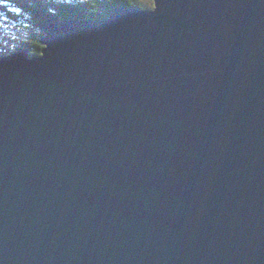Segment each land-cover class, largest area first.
I'll list each match as a JSON object with an SVG mask.
<instances>
[{
    "label": "water",
    "instance_id": "obj_1",
    "mask_svg": "<svg viewBox=\"0 0 264 264\" xmlns=\"http://www.w3.org/2000/svg\"><path fill=\"white\" fill-rule=\"evenodd\" d=\"M153 3L0 55V264H264V0Z\"/></svg>",
    "mask_w": 264,
    "mask_h": 264
},
{
    "label": "trees",
    "instance_id": "obj_2",
    "mask_svg": "<svg viewBox=\"0 0 264 264\" xmlns=\"http://www.w3.org/2000/svg\"><path fill=\"white\" fill-rule=\"evenodd\" d=\"M122 7L148 9L139 0H0V28L9 24L26 31L19 48L15 51L0 48V55L9 56L18 49H28L31 57H38L44 48L41 38L52 21H99Z\"/></svg>",
    "mask_w": 264,
    "mask_h": 264
},
{
    "label": "rangeland",
    "instance_id": "obj_3",
    "mask_svg": "<svg viewBox=\"0 0 264 264\" xmlns=\"http://www.w3.org/2000/svg\"><path fill=\"white\" fill-rule=\"evenodd\" d=\"M139 1L148 9L154 8L153 0H139ZM25 38H26L25 30L18 29L9 24L6 25L4 24L2 28H0V48L4 51H15L17 48L21 46V42L24 41Z\"/></svg>",
    "mask_w": 264,
    "mask_h": 264
}]
</instances>
